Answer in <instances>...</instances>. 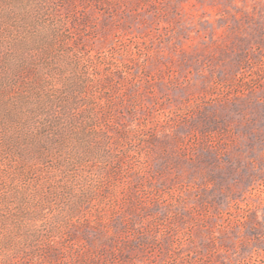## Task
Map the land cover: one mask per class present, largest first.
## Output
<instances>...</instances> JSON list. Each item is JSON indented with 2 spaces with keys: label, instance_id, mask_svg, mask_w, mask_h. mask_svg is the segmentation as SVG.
<instances>
[{
  "label": "rangeland",
  "instance_id": "1",
  "mask_svg": "<svg viewBox=\"0 0 264 264\" xmlns=\"http://www.w3.org/2000/svg\"><path fill=\"white\" fill-rule=\"evenodd\" d=\"M0 264H264V0H0Z\"/></svg>",
  "mask_w": 264,
  "mask_h": 264
}]
</instances>
